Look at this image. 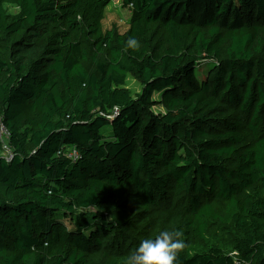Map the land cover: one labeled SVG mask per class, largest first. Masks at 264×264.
<instances>
[{"label": "trees", "instance_id": "1", "mask_svg": "<svg viewBox=\"0 0 264 264\" xmlns=\"http://www.w3.org/2000/svg\"><path fill=\"white\" fill-rule=\"evenodd\" d=\"M0 117V264H264V0H0Z\"/></svg>", "mask_w": 264, "mask_h": 264}, {"label": "clouds", "instance_id": "2", "mask_svg": "<svg viewBox=\"0 0 264 264\" xmlns=\"http://www.w3.org/2000/svg\"><path fill=\"white\" fill-rule=\"evenodd\" d=\"M129 48L138 49L139 42L129 39ZM180 230H161L154 238L140 241L135 250L124 260V264H179V257L186 243Z\"/></svg>", "mask_w": 264, "mask_h": 264}, {"label": "rangeland", "instance_id": "3", "mask_svg": "<svg viewBox=\"0 0 264 264\" xmlns=\"http://www.w3.org/2000/svg\"><path fill=\"white\" fill-rule=\"evenodd\" d=\"M12 10V8H10ZM130 12L129 10L121 7L119 4L112 2L107 8L106 19L104 20L105 30L117 29L119 32L124 33L129 28L130 23ZM214 67L213 63L205 65L202 70L197 69L196 73L198 78H203L207 75L210 69ZM127 86L132 90L133 94H138L141 92L142 87L132 76L128 77ZM160 95L155 94V100H159ZM154 111L156 113H163L164 109L162 106H155ZM109 130V129H106ZM0 157H3L2 150L0 151Z\"/></svg>", "mask_w": 264, "mask_h": 264}, {"label": "built area", "instance_id": "4", "mask_svg": "<svg viewBox=\"0 0 264 264\" xmlns=\"http://www.w3.org/2000/svg\"><path fill=\"white\" fill-rule=\"evenodd\" d=\"M10 136H11V134H10L9 130L6 128V126L3 122V118L0 117V140L2 143L3 158L8 163H12L14 160L13 150L9 146ZM67 151H68L67 155L70 159L77 161L80 158L79 153L77 152V150L75 148H68Z\"/></svg>", "mask_w": 264, "mask_h": 264}]
</instances>
